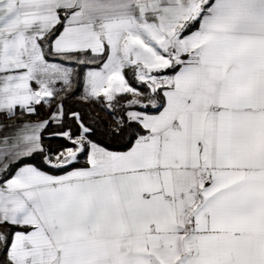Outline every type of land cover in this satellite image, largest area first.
<instances>
[{
  "label": "snow or ice",
  "instance_id": "snow-or-ice-1",
  "mask_svg": "<svg viewBox=\"0 0 264 264\" xmlns=\"http://www.w3.org/2000/svg\"><path fill=\"white\" fill-rule=\"evenodd\" d=\"M0 251L264 264V0H0Z\"/></svg>",
  "mask_w": 264,
  "mask_h": 264
},
{
  "label": "trees",
  "instance_id": "trees-1",
  "mask_svg": "<svg viewBox=\"0 0 264 264\" xmlns=\"http://www.w3.org/2000/svg\"><path fill=\"white\" fill-rule=\"evenodd\" d=\"M128 78L130 81L134 83V80L131 77V75H129ZM78 95H79V91L77 90L76 95H72L70 97L65 98L64 107L66 111L79 110L85 115L86 119H90V120H95V121H107L108 120V116L106 115L104 111L101 110V107L99 105L94 104V103H83L77 98ZM54 110H55V105H53L51 108H49L46 105L38 106L39 115H34L32 117H29L28 119H31V120L46 119L49 116V114ZM21 119H24V118L21 117ZM68 126H71L73 132L76 131V126L72 121L70 120L65 121L64 128H67ZM62 130L63 128H61L60 126H57L55 124L51 125L44 133L45 146L49 148H56L59 145L63 144L62 140L49 139V136L51 133L59 132ZM35 163L37 165H41L42 158L40 156H37L35 158ZM2 258H3V253L2 251H0V259Z\"/></svg>",
  "mask_w": 264,
  "mask_h": 264
},
{
  "label": "crops",
  "instance_id": "crops-1",
  "mask_svg": "<svg viewBox=\"0 0 264 264\" xmlns=\"http://www.w3.org/2000/svg\"><path fill=\"white\" fill-rule=\"evenodd\" d=\"M37 120H40V119H37ZM41 120H44V119H41ZM35 121V120H34ZM10 123V122H9ZM54 174H58V173H54Z\"/></svg>",
  "mask_w": 264,
  "mask_h": 264
}]
</instances>
